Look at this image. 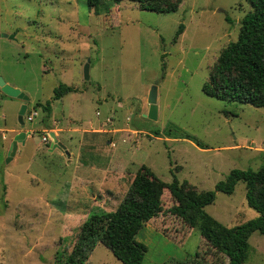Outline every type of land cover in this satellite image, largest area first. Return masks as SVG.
I'll list each match as a JSON object with an SVG mask.
<instances>
[{
    "label": "rangeland",
    "instance_id": "1",
    "mask_svg": "<svg viewBox=\"0 0 264 264\" xmlns=\"http://www.w3.org/2000/svg\"><path fill=\"white\" fill-rule=\"evenodd\" d=\"M101 10L95 15L86 0H0V35L14 36L0 37V77L29 99L20 128L22 102L0 91V264H60L81 245L85 264H122L97 236L82 244L78 232L89 213L116 209L142 165L196 192L213 190L233 169L264 166V108L202 92L220 52L237 39L247 2L181 0L161 14L126 0ZM157 80L158 118L150 121L143 115ZM61 83L77 91L53 101ZM46 102L49 117L36 107ZM78 128L92 137L80 139ZM47 133L58 134L53 145L42 141ZM161 203L136 237L147 248L142 264H182L196 252L202 264H227L197 228L169 213L166 190ZM204 212L227 228L257 217L242 182L231 195L216 193ZM248 242L244 264H264V235Z\"/></svg>",
    "mask_w": 264,
    "mask_h": 264
},
{
    "label": "trees",
    "instance_id": "2",
    "mask_svg": "<svg viewBox=\"0 0 264 264\" xmlns=\"http://www.w3.org/2000/svg\"><path fill=\"white\" fill-rule=\"evenodd\" d=\"M122 1L126 0H86V3L95 15H99L107 2L119 4ZM129 1L137 2L142 10L165 14L177 11L181 0ZM244 1L249 4L250 11L240 22L236 41L228 43L220 52L202 92L221 101L264 108V0ZM182 31L183 26L179 25L175 40ZM76 91V88L61 83L53 89L52 100H60ZM36 107L46 111L49 117V102L37 103ZM154 133L158 134L157 131ZM179 138L190 137L183 135ZM238 182L244 184L246 205L257 213V217L227 228L205 213L204 207L214 202L216 193L231 195ZM165 190L173 201L169 213L189 228H197L203 246L225 257L227 264H244L250 250L248 241L251 235L254 232L264 235V166L256 171L233 169L224 180L216 183L213 190L196 192L186 189L176 177L168 183L161 181L142 165L114 211L88 214L79 228L80 241L84 244L87 238L97 236L122 264H142L147 248L136 237L146 223L162 211L161 197ZM81 248L82 245L74 247L60 264H85ZM198 257L199 252H196L182 264H202V257Z\"/></svg>",
    "mask_w": 264,
    "mask_h": 264
},
{
    "label": "water",
    "instance_id": "3",
    "mask_svg": "<svg viewBox=\"0 0 264 264\" xmlns=\"http://www.w3.org/2000/svg\"><path fill=\"white\" fill-rule=\"evenodd\" d=\"M0 37L2 38H7L9 40H13L14 36L13 35H5L2 34L0 35ZM83 75H84V80H88L89 79V62H87L84 65L83 68ZM158 84H159V80L155 81L149 91H148V95H147V105H148V109H147V113L144 114V118H146L147 120L150 121H156L158 118V105H157V95H158ZM0 91L2 92V94H4L7 97L10 98H16L18 100H20L22 102L18 114H17V122L20 126V128L24 127V115L27 111V103L29 101L28 97L26 95H24L22 92H20L18 89H15L9 85H7L4 80L0 77ZM52 143L51 145H53L55 139V136L53 133L49 134ZM26 137V133L25 132H19L18 134H16L10 144V148L7 154V158H6V163L10 162L12 160V158L15 155V152L17 150V144L18 142H21L22 140H24V138Z\"/></svg>",
    "mask_w": 264,
    "mask_h": 264
},
{
    "label": "crops",
    "instance_id": "4",
    "mask_svg": "<svg viewBox=\"0 0 264 264\" xmlns=\"http://www.w3.org/2000/svg\"><path fill=\"white\" fill-rule=\"evenodd\" d=\"M70 86V85H69ZM72 87H74V86H72ZM74 88H76V87H74ZM99 115H100V113H99ZM95 116H96V113H95ZM91 125V121L88 123V125ZM89 125V126H90ZM102 125L103 126H107V125H105V119L102 121ZM88 128H82V129H80V128H78V131H79V133L77 134V137H79L80 139H82V140H88L89 138H91L92 136H84L82 133H80V132H83V131H81V130H87ZM54 134V136H55V139H57L58 140V134L57 133H53ZM49 135V134H48ZM18 145L19 144H17V150H16V152H15V155H14V157L16 156V154H17V152H18ZM64 146V145H63ZM66 149H68V147L67 146H64ZM68 156V155H67ZM72 156V155H71ZM14 157L12 158V160L14 159ZM71 158V157H70Z\"/></svg>",
    "mask_w": 264,
    "mask_h": 264
},
{
    "label": "built area",
    "instance_id": "5",
    "mask_svg": "<svg viewBox=\"0 0 264 264\" xmlns=\"http://www.w3.org/2000/svg\"><path fill=\"white\" fill-rule=\"evenodd\" d=\"M96 116H99V112H96ZM32 118L31 117H28L27 118V120H31ZM109 123H111V118L110 117H106L105 118V125H108ZM42 141L44 142V143H50L52 140H51V138H50V136L48 135V133H47V135H43L42 136Z\"/></svg>",
    "mask_w": 264,
    "mask_h": 264
}]
</instances>
